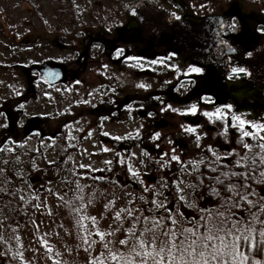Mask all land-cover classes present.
I'll list each match as a JSON object with an SVG mask.
<instances>
[{"label":"rangeland","instance_id":"rangeland-1","mask_svg":"<svg viewBox=\"0 0 264 264\" xmlns=\"http://www.w3.org/2000/svg\"><path fill=\"white\" fill-rule=\"evenodd\" d=\"M142 1L146 13L162 6V1L168 4L166 0H0V115L14 107L22 113L16 131H0V264H139L140 257L120 241L139 245L142 239L145 247L138 246L137 251H152L154 236L158 245L161 231H145L153 227V217L163 216L161 223L177 233L192 226L189 220L206 215L201 209L212 210L210 223L217 226L224 222L231 227L232 220L243 217V210L229 207L238 204L240 196L233 192L240 193V187L216 195L199 184L195 170L206 156L213 164L241 162L250 155L264 158L260 147L264 140L259 139L264 131L249 127H264V122L244 120V130L257 135L242 137L228 103L220 107L215 102L208 108L210 104L200 105L193 98L177 103L149 99L144 93L159 89V78L132 74L109 62L101 52L102 37L120 31L130 7L126 3L134 2L131 8L139 12ZM251 1L182 0L191 5L193 15L233 2L248 11ZM200 5L208 9L197 10ZM88 34L98 36L86 41ZM41 63L64 64L69 79L16 105L25 95V75L33 76L30 66ZM175 79L172 75L169 80ZM230 87L220 88L218 94L233 97ZM123 97L127 105H122ZM115 153L135 173L134 179L116 175L111 183L106 170ZM104 176L106 185L90 181ZM14 196L23 203L35 198L30 218L16 224L11 213L17 207ZM141 200L165 207L142 215ZM25 209L21 205L20 211ZM169 213L177 224H171ZM256 223L237 224L230 239L251 235ZM114 255L118 259L113 260ZM148 264H153L151 259Z\"/></svg>","mask_w":264,"mask_h":264},{"label":"flooded vegetation","instance_id":"flooded-vegetation-1","mask_svg":"<svg viewBox=\"0 0 264 264\" xmlns=\"http://www.w3.org/2000/svg\"><path fill=\"white\" fill-rule=\"evenodd\" d=\"M166 1L167 5L162 1V6L154 7L151 13H146L144 1L139 12L131 8L134 2L129 3L132 14L125 15L120 31L112 30L113 37L108 39L101 36L104 38L101 52L105 51L106 59L132 74L148 73V77L159 78V89L144 93L149 99L177 103L193 98L200 105L210 104L208 108L216 106L215 102L220 107L228 103L237 117L264 122V44L261 43L264 40V0L251 1L248 11L243 10L241 3L233 2L234 5L228 4L221 10L203 11L202 15H193L191 5L182 0ZM207 9V5L205 8L200 5L197 10ZM94 34H88L86 41L98 36ZM119 45L124 46L122 51ZM113 51H117L115 56ZM42 66L59 70L60 81L44 83L40 73ZM64 66L32 64L33 76L25 75V95H21L16 105L67 82ZM193 68L199 72H193ZM172 75H176V79L170 81ZM226 85L247 88V92L237 95V99L222 97L218 90ZM124 100L123 97L121 102ZM14 108L0 115V131H16L22 113Z\"/></svg>","mask_w":264,"mask_h":264},{"label":"snow or ice","instance_id":"snow-or-ice-1","mask_svg":"<svg viewBox=\"0 0 264 264\" xmlns=\"http://www.w3.org/2000/svg\"><path fill=\"white\" fill-rule=\"evenodd\" d=\"M179 19V17H177ZM193 72H199V69L193 68ZM239 71L243 72V69ZM193 113L196 111L195 108L192 109ZM206 115H211L206 113ZM221 115L220 110H217L216 116L219 118ZM238 121V125L240 127V131L242 133V137L255 136L257 133H250L244 130L245 121L240 119V117H235ZM249 127L259 128L261 131H264V127L259 125H249ZM188 131H194L193 129H189ZM259 139L264 140V136L259 137ZM247 147V145H245ZM261 149H264V144L260 145ZM173 159H177L173 157ZM262 163H264V158H262ZM239 165V162H237ZM213 172L216 171L215 168L211 169ZM221 175L227 176L228 174L222 173ZM232 176H245V173H231ZM261 177H264V172L260 173ZM218 184H224V180H222L219 176L214 178ZM257 182H261L257 180ZM228 191L233 192L235 185L226 186ZM214 194L219 195V192H216L213 189ZM234 195H239L242 201H245L249 205V209L255 205H253L252 201L248 200V195H256L255 191L248 193L247 195L241 193H235ZM159 195V193H158ZM143 199V198H141ZM166 199V198H165ZM183 199V197H181ZM264 200V197L260 198ZM156 209H160L165 207L163 203H156ZM259 204V208L261 212H264V204ZM189 207H194V205L189 204ZM229 207H237L239 208V204L229 205ZM148 211H154L153 209H149ZM200 211L205 212L206 215H202L198 220L193 219L189 220L191 227L183 228L179 233L172 227H168L167 225H163L161 221L164 219L161 216L159 219L153 217L152 223L153 227L151 229H145V231H152L155 233L156 229H161L160 231V243L158 245L155 244L156 237L153 239V250L152 251H137V247L140 249H144L145 241L142 239L139 241V245H137L136 241H120L121 244L130 246V253H135L137 257H140L139 264H148V260L151 259L153 264H234V261L241 260L247 261L248 257L243 255L240 252V249L245 245L251 243L249 236H236L235 239H230L233 236V228L237 224L244 223V218H238L237 220L231 221V227H226L225 223L222 222L221 225L217 226L214 223H210L212 219V210L201 209ZM218 216L223 217L224 213L217 212ZM183 215V214H181ZM251 220L249 224L253 221L259 220V213H251ZM148 219L147 217L145 218ZM169 219L172 225L178 223V221L169 213ZM230 219V218H228ZM95 221V218H93ZM203 221V223H201ZM262 225H264V220L259 221ZM201 228L204 229L201 232ZM135 236V233H132ZM260 236L264 237V230L260 231ZM264 243V242H262ZM260 251L264 252V248H260ZM113 260L118 259L117 256L112 257ZM127 264H131V262H127Z\"/></svg>","mask_w":264,"mask_h":264},{"label":"trees","instance_id":"trees-1","mask_svg":"<svg viewBox=\"0 0 264 264\" xmlns=\"http://www.w3.org/2000/svg\"><path fill=\"white\" fill-rule=\"evenodd\" d=\"M129 3H126V5ZM126 7V6H125ZM152 39V38H150ZM147 46V44H145ZM153 46V45H152ZM150 46V47H152ZM232 87V88H231ZM230 91H234V96H229L231 99H237V95L240 94H246L247 88H238L236 86H231ZM234 102V101H233ZM237 105V104H236ZM235 107V106H234ZM262 158H259L256 155H250L246 157L243 161L238 163H231L227 164L225 162H217L215 164L211 163L210 158L208 156L204 157L203 160L200 162L199 166L196 168V174L198 175V181L199 184L206 188L207 191L213 192V189L216 190V192H219L220 195H227L230 193L228 191V188L226 186L235 185L243 192L245 189H251L255 191L256 195H248V198L253 202V207L249 209V205L247 202L242 201L239 198L238 204L240 207L238 209L243 210V217L244 218V225H247L249 221L251 220L250 212L251 213H259V220H257V223L253 227L252 234L249 235L251 238V245H245L240 249V252L247 256V261H241L238 259V264H261L262 259L264 257V252L260 251V248H264V237L260 236V231L264 230V225H262L259 221L264 220V212L260 211L259 204L257 201H259L260 204H264V200H261V197H264V177L260 176L261 172H264V163L261 162ZM215 168L216 171L213 172L211 169ZM106 172L112 177L113 181L111 183H114L115 176L119 175L124 178L134 179L135 173H133L127 166L126 162L124 160L119 159V155L117 153L114 154L112 165L106 170ZM245 173V176H232L231 173ZM222 173L228 174L227 176L221 175ZM219 176L222 180H224V184H218L215 177ZM87 178L88 176H84ZM257 180H260L261 182H257ZM90 181H94L101 185L108 184V179L105 177L101 178H91ZM140 182L139 180H137ZM263 190L262 194H259L258 190ZM240 192V191H239ZM240 192V193H241ZM246 195V194H245ZM17 198L16 196H14ZM152 200V198L150 197ZM149 200L148 202H145L143 200L140 201L141 204V210L142 215H147L151 213V211H148L149 209H156V206L153 204V201ZM35 198H31L26 203H23L20 199L17 198V207L13 208L11 211L12 213V222L18 223L19 220H27V218H30L29 215H31L32 211L34 210V203ZM21 205L25 206L24 211H20ZM149 206H154V208H150ZM164 212H162L163 214ZM2 248V243L0 242V250ZM1 256V253H0ZM236 262V263H237Z\"/></svg>","mask_w":264,"mask_h":264},{"label":"water","instance_id":"water-1","mask_svg":"<svg viewBox=\"0 0 264 264\" xmlns=\"http://www.w3.org/2000/svg\"><path fill=\"white\" fill-rule=\"evenodd\" d=\"M130 14H132V13H130ZM40 73H42L43 82L47 83V84L57 83L61 79V74H60L59 70H57L55 68L42 66V68H40Z\"/></svg>","mask_w":264,"mask_h":264}]
</instances>
